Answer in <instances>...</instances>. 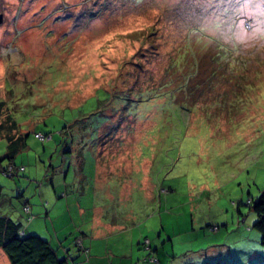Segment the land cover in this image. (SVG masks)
Listing matches in <instances>:
<instances>
[{"label":"rangeland","instance_id":"rangeland-1","mask_svg":"<svg viewBox=\"0 0 264 264\" xmlns=\"http://www.w3.org/2000/svg\"><path fill=\"white\" fill-rule=\"evenodd\" d=\"M0 13V121L27 133L24 169L0 170L1 215L77 264H264L248 203L264 189V0Z\"/></svg>","mask_w":264,"mask_h":264},{"label":"trees","instance_id":"trees-1","mask_svg":"<svg viewBox=\"0 0 264 264\" xmlns=\"http://www.w3.org/2000/svg\"><path fill=\"white\" fill-rule=\"evenodd\" d=\"M1 105L2 100H0ZM7 119L9 122L0 121V139L6 140L5 151L0 154V170L4 174L13 177L18 169H24L23 166L17 167L13 163V159L20 147H27L25 138L27 133L26 131L23 133L19 132L20 126L12 117V114L7 115ZM34 134L41 142L53 139L50 131L35 130ZM4 158H8L9 161L6 167H1V161ZM248 203L256 215L252 226L260 232V242L264 245V189L255 199H250ZM26 206H28V210H25ZM22 208L26 215L27 223L31 222L34 215L28 200H24ZM26 228V223L14 221L11 215L0 214V248L6 254L10 264H77L74 257L69 255L68 249H65L67 251L65 255H60L58 248L49 239H45L39 234L26 233ZM81 238L82 235H80V238L76 237V246L79 250L86 251ZM145 239L148 241L143 242L145 247L148 248L149 246L146 243H149V239ZM150 261L155 262L157 259L150 257Z\"/></svg>","mask_w":264,"mask_h":264},{"label":"crops","instance_id":"crops-1","mask_svg":"<svg viewBox=\"0 0 264 264\" xmlns=\"http://www.w3.org/2000/svg\"><path fill=\"white\" fill-rule=\"evenodd\" d=\"M83 244H84V241H83ZM0 264H10L6 254L3 252L1 248H0Z\"/></svg>","mask_w":264,"mask_h":264},{"label":"built area","instance_id":"built-area-1","mask_svg":"<svg viewBox=\"0 0 264 264\" xmlns=\"http://www.w3.org/2000/svg\"><path fill=\"white\" fill-rule=\"evenodd\" d=\"M40 137H42L41 135H40ZM29 208H28V206H26L25 207V210H28ZM148 240L147 239H145V242H147Z\"/></svg>","mask_w":264,"mask_h":264},{"label":"water","instance_id":"water-1","mask_svg":"<svg viewBox=\"0 0 264 264\" xmlns=\"http://www.w3.org/2000/svg\"><path fill=\"white\" fill-rule=\"evenodd\" d=\"M2 19H3V15L0 13V23H1Z\"/></svg>","mask_w":264,"mask_h":264},{"label":"snow or ice","instance_id":"snow-or-ice-1","mask_svg":"<svg viewBox=\"0 0 264 264\" xmlns=\"http://www.w3.org/2000/svg\"><path fill=\"white\" fill-rule=\"evenodd\" d=\"M245 211H247V209H245Z\"/></svg>","mask_w":264,"mask_h":264}]
</instances>
